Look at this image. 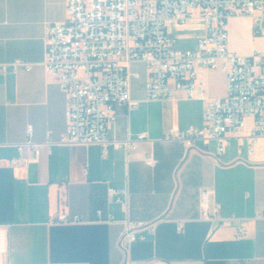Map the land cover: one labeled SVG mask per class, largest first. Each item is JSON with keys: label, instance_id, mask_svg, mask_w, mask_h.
I'll return each mask as SVG.
<instances>
[{"label": "crops", "instance_id": "0c3cea01", "mask_svg": "<svg viewBox=\"0 0 264 264\" xmlns=\"http://www.w3.org/2000/svg\"><path fill=\"white\" fill-rule=\"evenodd\" d=\"M66 17L67 0H0V225L8 231L3 264H264V136L252 138V117L237 135L224 137L218 157L213 141L207 152L197 148L202 141L187 148L168 139L170 132L203 125L205 101L182 90L147 99L148 71L136 62L130 66L134 105L118 109L110 131L135 146L126 152L60 143L68 104L44 67L45 37ZM205 30L202 18L172 22V36L177 43L192 40L190 48ZM228 33L236 53L264 50V36L253 34L249 16L231 17ZM17 60L31 68L13 65ZM200 77L209 98L225 96L223 68L201 69ZM29 138L41 144L37 157L25 145ZM20 156L26 162L12 166ZM110 186L123 192L125 202L109 196ZM202 187L215 191L218 220L201 216ZM60 212L81 221L57 222ZM126 219L156 222L155 234L125 251L119 238Z\"/></svg>", "mask_w": 264, "mask_h": 264}, {"label": "built area", "instance_id": "2783aa9c", "mask_svg": "<svg viewBox=\"0 0 264 264\" xmlns=\"http://www.w3.org/2000/svg\"><path fill=\"white\" fill-rule=\"evenodd\" d=\"M233 16H249L255 36H264V0H67V17L48 28L45 37L44 67L67 97V128L62 144H100L129 152L135 142L110 137L118 109L134 105L131 97L130 66L143 63L148 71L146 98H170L182 90L189 98L205 101L203 125L170 132L168 139L187 148L210 152L215 142V157L224 151L223 139L237 135L252 117V138L264 136V50L239 54L229 48L228 21ZM194 18L205 22V33L194 48H177L172 22L181 25ZM29 70L31 63H13ZM223 68L226 90L223 98H209L201 69ZM31 135V128L29 129ZM49 147L50 142H45ZM35 156L40 143L29 138ZM250 150H253L251 145ZM153 154L147 155L151 164ZM23 157L11 165L24 163ZM108 194L125 202L123 192L108 187ZM201 216L218 220L221 204L212 188L199 193ZM103 211L97 210L102 217ZM112 213L107 221H114ZM57 222H80L79 215L60 212ZM156 222L126 219L119 244L129 251L138 240L154 235ZM8 250V231L0 225V264ZM128 264H141L130 261Z\"/></svg>", "mask_w": 264, "mask_h": 264}, {"label": "rangeland", "instance_id": "374dc122", "mask_svg": "<svg viewBox=\"0 0 264 264\" xmlns=\"http://www.w3.org/2000/svg\"><path fill=\"white\" fill-rule=\"evenodd\" d=\"M177 30H175L176 32ZM182 33V32H181ZM193 46V41L192 40H183L179 39L178 43L176 44L177 48H185V47H192Z\"/></svg>", "mask_w": 264, "mask_h": 264}]
</instances>
